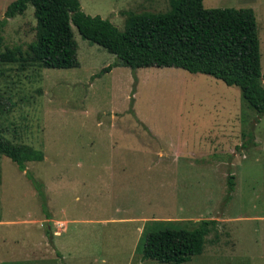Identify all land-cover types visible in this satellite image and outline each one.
Here are the masks:
<instances>
[{"label":"rangeland","instance_id":"rangeland-1","mask_svg":"<svg viewBox=\"0 0 264 264\" xmlns=\"http://www.w3.org/2000/svg\"><path fill=\"white\" fill-rule=\"evenodd\" d=\"M12 1L0 0V21ZM78 2L118 31L120 12L169 7ZM202 6L253 11L264 89V0ZM34 24L29 4L6 19L0 53L24 58ZM71 30L77 67L0 61V134L41 154L21 172L0 156V264H166L141 257L146 233L200 220L216 224L201 253L181 264H264V115L235 87L177 68L137 69L129 107L130 71L92 77L115 58Z\"/></svg>","mask_w":264,"mask_h":264},{"label":"trees","instance_id":"trees-1","mask_svg":"<svg viewBox=\"0 0 264 264\" xmlns=\"http://www.w3.org/2000/svg\"><path fill=\"white\" fill-rule=\"evenodd\" d=\"M28 4L32 6L35 24L26 55L22 58L18 49L5 50L0 53V61L22 60L44 69L77 67L73 26L82 40L115 58L92 77L115 66L129 69L132 78L129 107L137 80L136 69L177 68L235 87L251 110L264 115L259 42L250 8L205 9L202 0H168V10L163 13L123 12V29L118 31L108 20L85 14L78 0H14L5 7L0 27L6 19L21 15ZM0 156L9 159L20 172L25 163L41 160L39 152L11 143L1 134ZM26 178L40 196L39 186L31 177ZM230 179L228 176L227 194L232 191ZM215 224V220H200L190 228H183L167 223L163 229L149 231L141 257L166 264L184 263L201 253L205 237Z\"/></svg>","mask_w":264,"mask_h":264},{"label":"crops","instance_id":"crops-1","mask_svg":"<svg viewBox=\"0 0 264 264\" xmlns=\"http://www.w3.org/2000/svg\"><path fill=\"white\" fill-rule=\"evenodd\" d=\"M127 11V10H126ZM126 11H123V12H126ZM123 12H120V13H123ZM119 67H122V66H115V67H112L108 72H106V73H110V72H112V70H115V69H125L126 67H124V68H119ZM148 68V67H147ZM128 69V68H127ZM141 69V68H140ZM129 70V69H128ZM136 71H137V69L135 70V75H136ZM222 83V82H221ZM223 84V83H222ZM230 148V147H229Z\"/></svg>","mask_w":264,"mask_h":264}]
</instances>
